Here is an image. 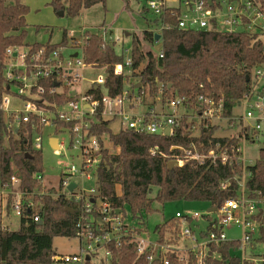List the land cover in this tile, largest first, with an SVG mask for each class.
Listing matches in <instances>:
<instances>
[{"label":"built area","instance_id":"built-area-1","mask_svg":"<svg viewBox=\"0 0 264 264\" xmlns=\"http://www.w3.org/2000/svg\"><path fill=\"white\" fill-rule=\"evenodd\" d=\"M147 7L155 15L179 9L177 26L180 29L246 32L264 43V0H219L213 1L212 5L208 0H147ZM170 28L168 24L152 28L155 34H161L160 40H156V45L162 44L157 51L160 58L164 57L162 31ZM100 30L105 41L117 43L120 40L107 25L86 26L80 31L79 38H71V46L50 51L45 46L33 49L31 45H14L6 49L3 63L0 61V110L10 111V99L7 97L4 100V96L15 95L24 101L22 110L11 112L10 119L16 129L13 130L11 126L9 130H18L32 116L55 129L61 123L59 134L70 135L69 146L76 151L73 157L79 160V164L73 162L67 168V173H63L60 189L54 194L63 195L78 205L75 208V238L79 242V249L73 254H54L53 264H109L112 248L127 243L137 244L138 253L147 255L151 263L207 264L211 246L227 242L239 243L235 252L242 263L264 262L263 255L254 258L245 254L258 229L264 225V192H251L248 189L251 169L257 160L249 158L247 153L249 145L257 146L260 153V145L264 143V57L253 68L248 89L230 115L226 114L222 100L205 94L197 96L195 100L187 95L170 99L168 106L173 110L182 108L183 114L165 112V107L143 112L136 110L142 105L143 93L135 94L126 84L120 95L111 96L105 88L107 66L87 63V33ZM69 47L75 52L67 55L65 51ZM124 51V61L115 66L117 75H124L132 67L131 47ZM91 69H97L98 75L88 76ZM46 80L56 81L50 93L67 95L70 99L64 103L45 99L47 88L43 82ZM99 119L119 122L120 128L162 136L174 135L185 119L193 140L189 146H169L165 154L168 162L173 161L176 167L187 164L195 167L218 164L237 167V195L216 207V211H210L212 206H208L204 213L177 212L175 219L182 223L181 238L177 242L151 240L149 234L145 236V231L125 224L123 210L101 195L98 172L104 161L103 150H109V147L105 138L102 144L98 135L92 133L93 124ZM166 128H170L169 135L165 133ZM205 130L214 131L211 139L202 138ZM57 138L61 141V149L65 138ZM35 147L41 148V143H36ZM158 151L159 148L154 147L152 154ZM37 178L44 184V175L39 174ZM91 181L93 186L87 187ZM73 182L76 187L70 191L69 186ZM229 186V180L222 183L224 189ZM44 192L23 189L22 181L17 176H12L0 186V195L8 210L20 218L26 210L33 212L34 221H41L40 206L35 195ZM199 219L204 226L199 225ZM233 227L240 229L241 239H229L226 229ZM213 257L219 256L214 253Z\"/></svg>","mask_w":264,"mask_h":264},{"label":"trees","instance_id":"trees-1","mask_svg":"<svg viewBox=\"0 0 264 264\" xmlns=\"http://www.w3.org/2000/svg\"><path fill=\"white\" fill-rule=\"evenodd\" d=\"M107 0H50L49 6L56 12L74 17L84 9L101 4L106 9ZM129 1L127 0V5ZM150 11L148 7L143 10ZM30 7L22 0H0V61L5 59L6 49L10 46L31 45L33 49L42 46L50 51L68 44L67 34L59 43H28L27 15ZM179 9L156 15V20L148 23V29L133 32L131 56L132 67L124 75L115 74V66L124 61V53H117L116 42L105 41L103 32L88 31L85 44L87 63L107 66L108 76L105 88L111 96L120 95L126 84L135 94H144L145 104H161L164 108L175 96L187 95L195 100L205 94L222 100L226 114L241 100L248 89L247 75L264 57V43L249 33H228L217 29L184 30L177 26ZM168 24L170 29L162 31L164 57L160 58L156 46V34L152 28ZM131 34V33H130ZM153 49H147L146 44ZM124 50V49H123ZM127 82V83H126ZM47 88L44 98L50 102L64 103L67 95L52 94L49 90L56 81L43 82ZM0 86L2 82L0 81ZM160 100V101H159ZM99 119L93 124L92 133L103 138L108 135L109 142L120 148L117 155L103 150V165L99 175L101 195L116 208L124 210L129 206L134 218H141L144 212H153V202L165 205L168 202L184 200L206 202L209 206L220 207L227 199L237 195L235 176L237 167L222 164L209 167H195L187 164L183 167L168 168L165 156L171 145L189 146L193 138L187 130L186 120L172 136L154 135L136 132L128 128L114 130L112 123ZM59 123L56 133H59ZM1 126L8 134V145L0 143V186L12 176L22 181V188L30 192L45 191L35 195L40 206L41 221H34L33 212L25 211L20 218L17 230H10L0 221V264H53L54 239L56 237L75 238L77 214L67 208L78 205L63 195L55 196L57 189L46 187L37 178L43 172L41 148H36L32 136L41 135L47 127L32 116L29 122H23L17 131ZM213 130H205L204 140L213 137ZM159 151L153 155L152 149ZM230 186L222 188L224 181ZM249 191L264 192V150L260 152L251 169L248 182ZM156 190L155 196L152 193ZM182 223L172 218L157 226L159 241L177 242L181 238ZM144 231V228H137ZM264 242V232L261 231ZM238 242L221 243L211 246L207 264H257L244 261L236 255ZM217 253L219 257H213ZM264 256V255H263ZM91 264V263H88ZM109 264H163L151 263L147 255L138 253L135 243L114 246ZM176 264V262H173ZM261 264H264L262 262Z\"/></svg>","mask_w":264,"mask_h":264},{"label":"rangeland","instance_id":"rangeland-1","mask_svg":"<svg viewBox=\"0 0 264 264\" xmlns=\"http://www.w3.org/2000/svg\"><path fill=\"white\" fill-rule=\"evenodd\" d=\"M30 1V12L27 16V44L35 42L59 43L64 38V32L67 30L69 33L72 30V34L68 36L70 41H68L67 44V46H71V38H79L80 31L83 26H98L103 23L102 25H111L114 35L120 38V40L116 43L117 53H124V55H126V52L123 49L131 47L133 32H139L141 34L142 31L148 29L149 22L156 20V15L151 10H143L147 7V0H128V5L127 0H107L106 9L101 4H97L91 8L84 9L79 16L74 17L56 12L54 8L48 4L50 0ZM128 31L131 33L130 36L126 34ZM145 44L147 49H153L149 44ZM74 52L75 49L69 47L65 51V54L69 55ZM91 70L92 72L88 73V76L98 75L97 69ZM7 97L10 99V103L8 105L10 111L4 109L2 111L0 110V130L2 124H4L8 130L11 126L12 129L15 130L16 125L11 121L10 115L12 111L22 110L24 101L15 95L4 96L3 99L5 100ZM163 110L168 113L176 114H183L184 111L182 108L173 110L169 106H166ZM120 126V123L117 122L113 125V129L116 131L120 128ZM58 134L59 133H56L55 128L48 126L43 129L41 135L35 132L32 136L34 144L38 142L41 143L44 185L46 187H54L57 190L60 189V179L63 173H67V168L73 162L79 164V160L73 157L76 151L69 146L70 135L68 133ZM57 136H60L61 139L65 138V142L61 146V149H53L50 145L51 137ZM105 139V142L108 144V135H106ZM1 142H3L4 146L8 145V134L5 130L3 132V139L0 133V143ZM108 151L110 154L117 155L120 153V148L113 146L110 143ZM56 152L61 153L57 154ZM247 153L249 158L254 161H256L260 156L258 148L255 145H249L247 147ZM91 186H93V181L87 183V187ZM44 191L47 190L44 189ZM155 194L156 190L152 193V196H155ZM6 205L5 200L0 195V221L8 229L17 230L20 226V217L15 215V213L11 210H8ZM208 206L209 204L206 202L178 200L162 205L157 201H154V211L148 213L144 212L142 219L143 222H141V218H134L131 208L129 206H125L123 210L124 223L136 228H144L146 237H148L149 234L151 240H159V235L156 231L158 225L175 218L177 212L194 213L197 211L204 213L207 211ZM199 222V225H205L200 219ZM262 230L264 232V225L262 228L258 229L252 245L247 247L245 252L247 257L255 258V256L261 257L264 255V242L261 239ZM226 234L229 239L242 238V233L237 227L226 229ZM53 245L58 254H73L79 249V242L76 238L56 237ZM240 253L243 256L242 250H240Z\"/></svg>","mask_w":264,"mask_h":264},{"label":"water","instance_id":"water-1","mask_svg":"<svg viewBox=\"0 0 264 264\" xmlns=\"http://www.w3.org/2000/svg\"><path fill=\"white\" fill-rule=\"evenodd\" d=\"M213 1L218 2L219 0H208V3H209L210 5H212V4H213ZM59 14H63V12L61 11ZM126 34H127V35H130V32H127ZM160 38H161V34H156V40H160ZM161 46H162L161 43L157 44V45L155 46V50H156V51H159L160 48H161ZM249 79H250V77H249V75H247V76H246V80H247V82L249 81ZM16 131H17V130H16ZM165 133H166V135H169V133H170V128H166ZM50 145H51V147H52L53 149H58V148H60V145H59V139H58L57 137H52V138L50 139ZM260 150H261V151L264 150V143H261V145H260ZM174 167H175V165H174V162H173V161L168 162V168H169V169H173ZM75 187H76V184L73 182V183L70 184V186H69V190L72 191ZM67 210L70 211L71 213H75V212H76V209H75V208H70V207H69V208H67ZM209 210H210V211H216V207H212V208L209 209ZM118 212H120V211H118ZM88 259H89V258H88Z\"/></svg>","mask_w":264,"mask_h":264},{"label":"crops","instance_id":"crops-1","mask_svg":"<svg viewBox=\"0 0 264 264\" xmlns=\"http://www.w3.org/2000/svg\"><path fill=\"white\" fill-rule=\"evenodd\" d=\"M23 2L24 3H26L28 6H30V3H31V1L30 0H23ZM28 16V15H27ZM103 24V23H102ZM102 24H99L98 26H100V25H102ZM105 24V23H104ZM107 25V24H106ZM107 26H109V27H111L112 28V26L111 25H107ZM84 27H86V26H83L82 27V29L84 28ZM81 29V30H82ZM129 32V31H128ZM67 34L66 36L68 37L69 35H71L72 34V30H71V32H67V30L64 32V34ZM127 33V32H126ZM130 36V35H129ZM46 43H48V42H46ZM51 43V42H50ZM160 107V108H159ZM150 108H155V109H162V106H161V104L159 103V104H157V105H150V104H145V103H142V105L141 106H139V107H137V111H143V112H147V111H149V109ZM114 124H116V122H113L112 123V126L114 125ZM52 138V137H51ZM106 146L107 147H109L110 148V142L107 144L106 143Z\"/></svg>","mask_w":264,"mask_h":264}]
</instances>
